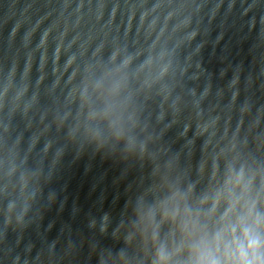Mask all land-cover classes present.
I'll use <instances>...</instances> for the list:
<instances>
[{
  "label": "clouds",
  "instance_id": "clouds-1",
  "mask_svg": "<svg viewBox=\"0 0 264 264\" xmlns=\"http://www.w3.org/2000/svg\"><path fill=\"white\" fill-rule=\"evenodd\" d=\"M254 204L247 209L246 215L238 219L234 225L228 224L229 214L233 211L229 209L225 213L222 222L225 224V230L232 233L240 230V239L235 245L233 258L225 261L220 259L215 252L205 249L195 253V258L190 259L188 264H264V239L257 234L261 220L253 215ZM251 221V224L248 222ZM156 264H179L166 253H158Z\"/></svg>",
  "mask_w": 264,
  "mask_h": 264
}]
</instances>
